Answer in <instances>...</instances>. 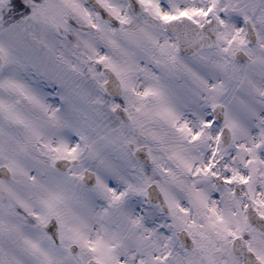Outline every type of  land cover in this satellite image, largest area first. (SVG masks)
I'll list each match as a JSON object with an SVG mask.
<instances>
[{
    "label": "snow or ice",
    "instance_id": "snow-or-ice-1",
    "mask_svg": "<svg viewBox=\"0 0 264 264\" xmlns=\"http://www.w3.org/2000/svg\"><path fill=\"white\" fill-rule=\"evenodd\" d=\"M0 264H264V0H0Z\"/></svg>",
    "mask_w": 264,
    "mask_h": 264
}]
</instances>
